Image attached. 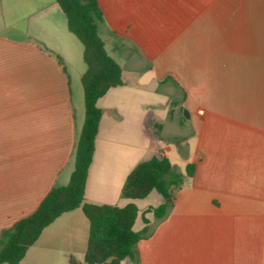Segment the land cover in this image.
Listing matches in <instances>:
<instances>
[{
	"label": "crops",
	"instance_id": "0c3cea01",
	"mask_svg": "<svg viewBox=\"0 0 264 264\" xmlns=\"http://www.w3.org/2000/svg\"><path fill=\"white\" fill-rule=\"evenodd\" d=\"M97 3L98 33L121 67L122 84L96 102L101 117L84 200L133 202L134 230L144 225V212L148 232L137 243L138 264H264V0ZM85 67L83 44L56 0H0V233L68 182L84 121ZM144 70L180 99L165 119L145 116L149 132L139 123L127 147L120 89L140 86ZM170 128L184 131L167 146ZM154 154L183 172L194 164L160 219L145 211L164 201L156 190L142 198L120 194L128 172ZM153 191L155 205L140 207L137 200ZM68 212L83 228L63 235L71 241L67 260L79 255L84 262L88 220L80 207ZM48 225L18 263L51 238Z\"/></svg>",
	"mask_w": 264,
	"mask_h": 264
},
{
	"label": "trees",
	"instance_id": "16d2710c",
	"mask_svg": "<svg viewBox=\"0 0 264 264\" xmlns=\"http://www.w3.org/2000/svg\"><path fill=\"white\" fill-rule=\"evenodd\" d=\"M56 1L66 16L68 29L83 44L86 65L81 76L84 121L75 145L74 167L68 182L51 187L34 211L1 231L0 264H17L48 224L63 212L77 207L81 208L89 224L84 264H120L126 257L132 264H138L137 243L148 232L144 212L141 216L144 225L134 230L138 209L133 202L119 206L84 200L88 168L101 117V108L96 102L110 87L122 84L121 67L107 53L98 33L103 17L97 0ZM193 171V163H188L185 171L180 172L167 156L154 154L137 162L128 172L120 194L125 198H142L151 190H156L164 201L145 211H151L155 218L160 219L171 208L175 191Z\"/></svg>",
	"mask_w": 264,
	"mask_h": 264
},
{
	"label": "rangeland",
	"instance_id": "374dc122",
	"mask_svg": "<svg viewBox=\"0 0 264 264\" xmlns=\"http://www.w3.org/2000/svg\"><path fill=\"white\" fill-rule=\"evenodd\" d=\"M104 23H106L109 27H112L109 18L105 19ZM145 25L155 27V24H139V27H144ZM141 74L143 75V78L140 80V86L133 84L134 82L132 81L131 84L129 83L127 86L120 89L119 94V97L122 99V108L126 114L120 124H122L121 126H125L126 131L124 137L126 139L127 147L129 144L134 143L138 138L137 131H135L138 128V124L145 120L146 128L149 125V121L144 119L145 116L151 115L155 118L160 117L165 119L167 117L166 114L168 106L172 107V105L180 99L177 94V90H172L166 84L156 83V81L151 79L149 71H141ZM146 122L148 123L147 125ZM183 131L184 129L181 128H170L168 132L169 134L167 133L168 139L164 143H166L167 146H171L174 143L171 138L174 132ZM145 132H149L148 128L145 129ZM143 137L146 142L147 136L143 134L142 138ZM174 166L178 171L183 172V168H179L180 166L177 164ZM154 194H156V191H153L146 199L137 200L138 205L140 207L146 203L155 205L153 200ZM70 216V212H63L53 222H51L48 225L50 231L52 232V234H50L51 238L44 239L40 248L39 246L34 247V249H32L27 255L23 263L17 264H84L83 259H79V255L76 256L75 261L67 260V254L71 251L68 245L71 241L69 242L68 240H65L63 235L73 233L74 235L79 236L80 231L83 228L79 223L81 222V219L71 221L69 219ZM80 244H82V242L79 240L78 246L76 245L77 251L81 249ZM120 264H132V262L129 257H126L120 262Z\"/></svg>",
	"mask_w": 264,
	"mask_h": 264
},
{
	"label": "water",
	"instance_id": "95a60500",
	"mask_svg": "<svg viewBox=\"0 0 264 264\" xmlns=\"http://www.w3.org/2000/svg\"><path fill=\"white\" fill-rule=\"evenodd\" d=\"M179 109L182 111V113H183V115H184L185 117H188V112H187V110H186L185 108H183V106H180Z\"/></svg>",
	"mask_w": 264,
	"mask_h": 264
}]
</instances>
